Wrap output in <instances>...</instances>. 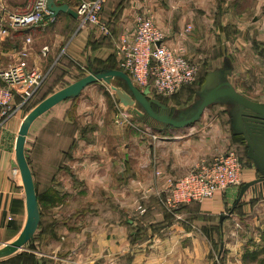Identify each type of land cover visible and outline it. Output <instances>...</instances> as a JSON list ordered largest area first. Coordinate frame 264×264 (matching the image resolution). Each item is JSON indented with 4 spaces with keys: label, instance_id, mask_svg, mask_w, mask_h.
I'll use <instances>...</instances> for the list:
<instances>
[{
    "label": "crops",
    "instance_id": "0c3cea01",
    "mask_svg": "<svg viewBox=\"0 0 264 264\" xmlns=\"http://www.w3.org/2000/svg\"><path fill=\"white\" fill-rule=\"evenodd\" d=\"M35 1L0 0V9L5 8L12 13L22 14L31 9ZM76 1L64 0L60 3L57 0V3L68 4L70 8L75 10ZM105 2L102 20L108 22L111 26L110 39L99 42L98 39L102 36L99 35L96 29L91 26L80 27L79 20L77 21V19L67 14H60L53 21L45 19L36 27L11 29V34L6 40L0 39V67L4 68L11 64L14 53L24 45L26 38L30 37L32 40L29 54L30 66L33 67L34 65L41 72L45 69L48 61L54 58H56L55 62L57 61L56 66L61 63L63 65L73 63L80 67V70H86L82 67V65H85L89 73L101 69L115 68L114 62H117V59L111 58V56L116 54L115 44L117 39L122 35L131 36L134 33L138 17L142 15L152 17L157 27L164 32L168 45L175 51L183 49L184 54L189 59V57H193L195 46L197 47V44L203 39V34L206 35V33L211 32L213 36L219 33L227 34L231 31L230 27L235 25L240 17L238 10L235 8L242 4V1L233 0H106ZM77 22L79 26L76 27L74 32L70 31V36H68L66 30L70 23L75 24ZM189 25L192 26L191 32L186 30ZM66 38L67 41L61 49ZM94 43L100 45L94 47L92 46ZM44 48H47V50L44 51ZM227 63L232 64L230 56H225L220 66L207 70L206 75L208 72L222 69ZM52 70L49 68L48 72L51 73ZM48 72L46 74H49ZM48 76L50 75H47V78ZM85 90L82 94L86 95L88 89ZM132 109L136 110L137 107L133 106ZM76 110L79 117V120L76 121L77 127L88 128V126H91V128H95L93 131L95 135H90L89 139L88 132H85L83 136H76L78 143L75 145V150L71 152L70 158H66L68 155L63 153L64 150L61 147L62 136L55 130L57 128L56 122L51 119L54 116L45 117L43 115L39 119L42 123L37 129L38 134L33 142L32 167L30 168L32 175L33 173L37 175L39 190L48 191L51 189L59 193H73L74 196L79 195L78 198H75L82 201L84 205L86 200H95L90 198L91 195L89 194L94 191L102 192L100 198L102 201L104 200L103 204L107 201V197L103 193L107 194L113 191L109 190L111 184L109 174L114 165L117 167V176L122 177L125 175L124 170L127 169L126 164L129 168H132L128 164L129 159L133 158L137 161L136 168L140 173L135 172V168L134 170L132 168V176H138L139 178L142 173L145 176L143 175L144 178L141 177L139 182L132 181L131 183L136 184V191L140 195L141 192L149 188H153V192H156V189L159 191L164 188L163 180H159L155 175L157 167L161 169L165 176L182 175L189 169L188 159L192 158L191 164L193 165V162L198 160L197 157L200 152L205 148L202 140H194L196 136L195 128L192 131H187V137L184 141L186 148L178 151L176 145L182 140L181 138L163 137L167 136L166 132H161L162 135H158V139H153L151 134L139 137L136 133L129 132L131 127L120 126L115 119H112V125L110 121H106L104 119L106 110H103L100 120H95L93 123L92 113H90L92 119L88 118V98L80 102ZM134 122L142 124L138 119H135ZM230 122L229 118L228 129L231 133L230 138H233L235 135ZM143 123L144 125H150L149 122ZM10 129L9 126V131ZM9 131L4 134L0 141V250L19 239L27 222L25 190L20 170L15 162V151L11 148L9 135L11 131ZM153 133L157 136L156 131H153ZM225 134L228 138V131H225ZM222 138H224V132H215L213 144H216ZM225 142L226 150L232 147L231 143L226 144ZM178 153H180V160H177ZM246 160L249 166L243 172L240 187L220 193L213 200L199 203L200 206L196 215L200 218H215L222 238L228 231L226 226L231 225L234 221L233 218H246L242 217L241 214H251L249 217L253 218L256 209L264 208V183L249 188L240 199L242 187L260 177L253 162L248 157H246ZM120 165H123L124 168ZM34 167H36L35 171ZM123 183H125L124 180H121V189L126 188ZM121 189L119 188L118 191ZM71 195L69 194V197L73 196ZM120 195L126 196L124 191ZM152 196H155V194H152ZM140 197L143 198L142 195ZM66 199L70 200V198ZM66 199L59 200L57 203H64V208H68L69 200ZM73 199L72 197V201ZM151 205L153 213L150 217L147 216L145 222H142L144 229L141 235L135 234L131 237L130 228L124 226L127 222V224H132L135 227L138 222H141L140 219L135 223L125 222L119 212L115 219L108 216L100 219L101 227L99 229L95 227L98 231L96 233L90 231V237L87 236L84 239V234L79 233L82 232V229L78 228L76 223H71V228L65 231L63 230L65 228L61 229L64 223L58 222L55 228L56 234L64 235L61 238L63 241L59 245L54 243L51 244L52 246L50 244L46 245V238L44 237L42 239L43 246L44 248L49 246L47 248L48 252L44 251V248L43 251H32L26 248L29 241L23 250L8 257H0V264H16L15 260L25 252H36L42 258L58 259L61 262L60 264H88V260L92 262L96 257H104L106 261L103 264H108L112 256L117 259L115 264H123L122 262L126 256L133 257L131 264H171L176 256L188 255L189 252L185 244L191 236L194 238L192 241L196 242V236L187 233L186 229L180 225L174 226L175 222H170L159 212H156L155 203H151ZM251 209L252 211H250ZM221 217H224L223 220H221ZM53 218L60 219L57 216ZM171 224L174 227H171ZM134 231H137V229ZM64 240L65 243H69L67 252L63 248L64 244L62 245ZM51 248L52 251H50ZM225 251L226 246L224 243V251L220 259L224 257ZM65 256L68 258H65ZM200 262L205 263L204 260ZM111 264L114 263L111 262ZM179 264H183L181 259ZM185 264H189L188 260Z\"/></svg>",
    "mask_w": 264,
    "mask_h": 264
},
{
    "label": "rangeland",
    "instance_id": "374dc122",
    "mask_svg": "<svg viewBox=\"0 0 264 264\" xmlns=\"http://www.w3.org/2000/svg\"><path fill=\"white\" fill-rule=\"evenodd\" d=\"M233 1H238V2L242 1V4H240L239 7L234 6L236 7L235 9L238 10L240 17L237 23L230 27L231 31L227 34L219 33L218 35L215 34L213 36L211 32L206 33V35L203 34V39L197 44V47L195 46L196 49L194 51L193 57L190 58L188 56L189 60L192 63L196 64L199 68L197 79L193 83V85H190L182 89L181 91L170 97H160L161 100L165 104H167L170 107V109H172L174 112L188 109L196 102V100L198 99L197 94L199 92L201 85L203 84L206 71L214 67L220 66L221 61L225 56H230L232 59V64H230L232 68V74L230 75L229 80L236 88V90L253 101L264 103V0H246V1L233 0ZM190 34L193 35L192 33ZM66 41L67 38L65 39L64 44H62L61 49L64 47ZM115 56L116 54L112 55L111 58L113 57L116 58ZM61 58L62 56L60 57V59ZM55 59L56 58L48 61V64H46L45 69L42 70L43 73L48 72L49 68L54 69V67L57 65V61L55 62ZM82 67L86 68V70L83 71L84 74H81L75 69L70 70L69 66L65 67L63 71L70 70V75H84V76L88 75L89 72L87 71V67L85 65L84 66L82 65ZM33 68H35L34 65ZM115 68H118V65L115 66ZM48 73H49L48 75L51 74L50 72ZM66 78L68 80L69 85L75 82L73 80V77L72 78L66 77ZM65 87L62 88L54 87V85H52V80L45 81V83L42 85V87L39 90L38 93L39 95L36 98H33L31 102L30 100L27 101L24 104L23 109L17 114V116L13 117L8 122L4 134H6L9 131V126H10L11 132L9 131L10 132L9 135L12 146L11 148H13L14 151H15V144L20 129V125L23 119L37 106V103L39 102V98L41 96L43 97L49 95L51 92L54 91H55L54 93H56L57 91ZM87 89L88 92H86V95L82 94L80 97L76 98L75 101L72 102L71 104L72 106H70V108L66 110L67 116L65 117L69 121V123L66 124V126L62 125L64 127L62 131L64 132L61 138V145L62 144L67 145V143L68 144L72 143L73 138L70 137L71 135L70 131L72 130L74 132L72 126L76 125V121L79 120L76 108L79 105V103L84 101L86 98H88V118H90V113H92L91 116L93 115L94 117V120L92 121L93 123L95 122V120H100V117L103 115V110L104 111L106 110V112L104 113V119L106 121H110L111 125H112L111 123L112 119L117 120L121 118L122 117L121 114H123L127 118V119L125 118L126 121L133 122L132 125H134V127H132L129 124H125L124 126V127H131L129 128L130 133L132 134L136 133L137 136L143 137L148 134L153 135L154 134L153 131H156L157 136L162 135L160 132H158L159 124L150 122L149 123L150 125H144V123L142 122L141 124L142 126H141L140 124L134 122L135 119L137 118L136 116H134V114L131 113L132 107H130L127 104V102L124 100L123 95L125 94L127 95V93H126V88L122 82L118 80H111L110 82L93 84L89 86ZM64 111L65 110H63L61 114H63ZM59 114H60V110L58 108L57 110L51 112L50 115L57 116ZM39 119L35 121L36 124H34L35 125L34 127L32 125L31 127V129L33 128L32 132L30 129L29 132L30 145L33 144V142L36 140L35 136L37 135L36 134L37 129L42 123ZM90 119H92V117ZM228 122H229V115L227 108L216 105L210 107L205 112L203 118L193 127L177 130V131L169 130L165 133L167 134V136H163V137L173 136V137L181 138L182 140L178 142V145H176V148L178 149V151H180V149L186 148L184 146V141L187 137L186 134L187 131H192V129L195 128L196 136L194 137V140L195 141L202 140L205 144V148L200 152V155L197 157L198 159L197 161L205 158L211 161L215 157L219 156L222 152H225L226 148L224 146V142L226 141L225 142L226 144L227 143L232 144V147L229 148H233V150L236 151L237 155L241 158L244 164V168H246L249 166V163L245 158V154H246L245 147L244 145L241 144H235L234 139L230 138L231 133L229 132L228 129V125H229ZM59 128L60 127H57L55 128V130H58ZM80 129H82V131L84 130V132L85 130L86 132H88V128L82 127ZM218 131L224 132V138H222V140H218L216 144H213L214 133ZM225 131H228V135H229L228 138L226 137ZM87 134H88V139L91 137L90 135H95L94 132H91V134L90 133ZM81 135L83 136V134ZM73 143L74 144H73L72 152H74L76 147L75 145L76 143H78V141L75 140L73 141ZM194 150L196 151L195 148ZM171 154L173 155V152ZM177 160H180V153H178ZM191 160L192 158L188 159L189 169L186 170L185 173H187L191 169V167L195 165V163L197 162L194 161L192 165ZM128 164H130V167H132L133 170L135 168V172L137 171L138 173H140L136 168L137 161L135 159L130 158ZM126 166L127 169L124 170L125 175L122 177L117 176L118 172H117V167H115V165L111 169V171L109 170L110 171L109 179L111 183L109 190H113L112 193L114 194L110 192H108L107 194L103 193L105 197H107V201L104 204H103L104 200L102 201L100 198V196H102V192L100 191H96V192L94 191L89 193L91 195L90 198H94L95 200L94 201L86 200V204H88L87 206L86 204L84 205L82 201L76 199L78 198L79 195L74 196L73 193L65 192L64 193L66 194L65 198H70V200L66 199L69 200V207L64 208L65 207L64 203L59 204L56 201H54L53 204L49 205L46 208L45 217H47L48 219L49 218L52 219L53 217L56 216L58 218L62 217L63 218L62 221H64L63 222L64 225L61 226V229L65 228L63 229L65 231L71 228L70 227L71 223H76L78 225V228L80 227V229H82V232L79 233L84 234L83 239L86 238L87 236L90 237V231H93L92 233L94 232L96 233L98 231V229L101 227V223H99V221L104 216L106 217L108 216L111 219H115L117 217V213L119 212V215H122L125 222L126 221L135 222L140 212L142 210H145L143 205H141L142 198L140 196L142 195L143 199H147L145 197L147 193L146 190L144 189L145 191L141 192L139 195L135 188L136 184H132L131 182L132 181L139 182V179L141 180V177L143 179L145 174L144 173L140 174L139 178L138 176L133 177L131 174L132 168H129L127 164ZM120 167L124 168L123 165H120ZM35 170L36 167H34V171ZM185 173H183L182 175H175V174L173 175L176 177H180L183 176ZM121 180H124L125 183L123 184L126 188L121 189L122 187L120 186ZM118 186L121 189L120 191H118L119 190V188H117ZM122 191H124V194L126 196L123 197L122 195H120ZM69 194L73 195V196L71 195L74 198L73 201H72V197H69ZM139 198L141 199L139 200ZM137 200L139 201L137 202ZM255 202L257 203V201ZM120 203L123 204L121 205ZM252 209L250 211H252ZM170 213L174 217V221H173V223L175 222L174 226L180 225L184 229H186L187 233L191 235L195 234L196 236L195 237L196 242L192 241L194 240V238H192L191 236L189 237V241H187L185 244L186 249L189 252L188 255H185L183 257L176 256L175 257L176 259L173 260V263L171 264H179L180 259L182 260L183 264H185L187 260L189 264H202L200 261L203 260L205 261V263L203 264H213V262L216 259L218 260L220 241H223L225 243L226 251L224 253V257L222 259H219L217 264H264V208H259L258 210L256 209L255 212L253 213L254 215L253 218L249 217L251 216V214L250 215L247 214L248 217L247 215L241 214L242 217H246L242 219L241 218L237 219V217L233 218L234 221L231 223V225L226 226V230L228 231H226L225 236H223V239H221V236L219 234V230L216 225L215 218L211 219V218L194 217L192 219H188V218L186 219L184 215H182L180 212L178 213L175 211ZM102 226L105 227L104 225ZM124 226L129 227V224H127L126 222ZM174 226L173 224H171V227ZM95 227H98V229L96 230ZM63 237H64L63 234L62 235L56 234V230L55 232L51 231L45 237L46 245L47 244L51 245L53 243L59 245L60 242L63 241L61 239ZM62 245L64 250L67 252L69 243L68 242L65 243L64 240V243H62ZM48 247L49 246L45 247L44 251L48 252L47 249ZM52 250L53 249L51 248L50 251ZM30 254H32L33 256L31 255L28 256H31L32 258L35 257L36 259L37 257L38 264L61 263L58 261V259L54 260L48 257L45 258L39 257L36 252H32ZM28 256L24 258L23 264H26V261L28 263H31L29 260L30 258H28ZM67 256H65V258H68ZM132 259H133L132 256H126L122 263L131 264ZM116 260H117L116 257L112 256V259L109 261L110 263L108 264H111V262L115 264ZM104 261H106L104 257H96L93 259L92 262L91 260H88V264H103Z\"/></svg>",
    "mask_w": 264,
    "mask_h": 264
},
{
    "label": "built area",
    "instance_id": "2783aa9c",
    "mask_svg": "<svg viewBox=\"0 0 264 264\" xmlns=\"http://www.w3.org/2000/svg\"><path fill=\"white\" fill-rule=\"evenodd\" d=\"M106 0H77L75 11L80 27L91 26L101 36H110L107 24L101 18ZM45 19L54 17L47 7V0H36L31 9L22 13H10L0 9V39L6 40L11 29L39 26ZM192 31V26L187 27ZM32 40L26 38L24 45L14 53L13 61L7 67H0V141L8 122L16 117L24 104L39 90L47 78L46 73L29 65ZM47 48H44V51ZM117 65L130 76L141 91L148 90V96L170 97L184 86L193 84L199 68L184 54L183 49L171 48L162 32L150 16L138 17L134 33L120 36L115 44ZM117 124L124 126L133 122L126 121L121 114ZM127 119V118H126ZM139 126V125H138ZM153 139L158 136L151 135ZM244 164L233 148L227 149L211 161L201 159L183 176L164 175L159 167L155 175L163 180L164 188L153 192L146 190V198L155 194L164 196V205L170 212L178 210L181 204L203 203L215 199L220 193L242 185ZM142 210L140 213H144Z\"/></svg>",
    "mask_w": 264,
    "mask_h": 264
},
{
    "label": "water",
    "instance_id": "95a60500",
    "mask_svg": "<svg viewBox=\"0 0 264 264\" xmlns=\"http://www.w3.org/2000/svg\"><path fill=\"white\" fill-rule=\"evenodd\" d=\"M47 7L54 18L60 14H67L78 20L76 11L68 4H58L57 0H47ZM231 74L232 68L228 63L222 69L208 72L197 94L196 102L188 109L178 112H174L159 100L150 98L148 90L138 89L130 76L119 68L91 72L43 100L23 119L15 144V162L21 173L26 196L27 222L19 239L0 250V257H8L23 250L29 241L34 240L41 221L35 182L26 157V143L32 125L58 104L80 97L86 88L96 83L111 80L122 82L127 93L123 95L124 100L130 107H137L136 110L132 109L131 113L140 122L159 124L158 132L160 133L193 127L210 107L215 105L226 107L234 135L243 139L247 148V157L260 174L259 179L242 187L240 199L249 188L264 183V103L253 101L238 92L229 80ZM223 218L221 217V220ZM223 251L224 244L221 245L218 260Z\"/></svg>",
    "mask_w": 264,
    "mask_h": 264
},
{
    "label": "trees",
    "instance_id": "16d2710c",
    "mask_svg": "<svg viewBox=\"0 0 264 264\" xmlns=\"http://www.w3.org/2000/svg\"><path fill=\"white\" fill-rule=\"evenodd\" d=\"M63 1L64 0H58V2H60V3L63 2ZM105 3H104V5H105ZM103 9H104V6H103ZM103 9H102V12H101V18H102ZM78 22L75 23V24L74 23L73 24L70 23L68 29L66 30L68 36H70L69 35V32L70 31L71 32H74V30L76 29V27L79 26L78 25ZM105 23L107 24L108 28L110 29V32H112V29H111L110 24L108 22H105ZM70 34H72V33H70ZM110 37L111 36H102L98 40H99V42H101L102 40L106 41V40L110 39ZM96 45H100V44L94 43L92 46L95 47ZM59 65H62V66H59ZM59 65L54 67V69L52 70L50 76H48V78H46V80H45V81L52 80V85H54V87H60V88H62V87L68 86L69 83H68V80H67L66 77H69V78L70 77L71 78L73 77V80L76 81V80H79L80 78H82V76H84V75H70V70H73V69H75L76 71L80 72L81 74H84V72H83L84 70H82V69L80 70V67L76 66L73 63L72 64H64V65L61 63ZM67 66L70 67L69 68L70 70L69 71H63V69L65 67H67ZM114 66H117V62H114ZM87 71H88V68H87ZM205 77H206V75H205ZM205 77H204L203 83L205 81ZM45 81H44V83H45ZM191 85H193V84H191ZM202 85H201V87H202ZM188 86H190V85L184 86L182 89H184V88H186ZM201 87H200L199 91L201 90ZM40 88H39V90H40ZM39 90L31 97L30 102H31V100L33 98H36L39 95L38 94L39 93ZM54 92H51L49 95H46V96H43V97L41 96L39 98V102L37 103V105L40 102H42L44 99H46L48 96H50L51 94H53ZM160 97L161 96L154 95L153 98L159 100L164 105L168 106L167 104H165L161 100ZM74 101H75V99L65 100L64 102H62L59 105H57L56 107H54L47 114H45V117H49V116L52 117V115H50L51 112H53V111H55V110H57L59 108L60 114L57 115V116H54L51 119H54V121L56 122L57 127H60L57 131L61 134V136H63V132H64V131H62V129L64 128L62 125L66 126V124L69 123V121L65 117V116H67L66 110H68L70 108V106H72L71 104ZM63 110H65L64 113H63L64 115L61 114V112ZM34 124H36V123H34ZM34 124H33V127L35 126ZM76 127H77V124L74 125V126H72V129L74 130V132L72 130L70 131L71 132L70 137L73 138V141L76 140V136H78V135L80 136L81 134L84 135V133L86 132V130L84 132V130L82 131V129H80L79 127H77V129H76ZM32 130H33V128L31 129V132H32ZM92 130L94 131L95 128H91V126H88V133L91 134V132H93ZM36 134H38V133H36ZM233 138H234V141H236L235 143H239L241 145H244V147H245V143H244V141H243L242 138H240L238 136H233ZM73 141H72L71 144L70 143L69 144L67 143V145H65V144L63 145L62 144V146H61L63 148V150H64V152L63 151L62 152L68 155V157H66V158H70V154L72 152V148H73V144H74ZM33 147H34V143L30 145V139H29V136H28L27 143H26V157H27V160L29 162L30 167H32L31 166V153H33L32 152V148ZM245 153H246L245 154V158H246L247 157V148L246 147H245ZM240 160H241V158H240ZM33 176H34V180H35V184H36L35 186H36V193H37V196H38V202H39L40 209H41V221H40V224H39V228H38V230H37V232H36V234L34 236V241L33 242L30 241L27 244V247L26 248H28L29 250H32V251H42L43 248H44L42 239L44 237H46V235L49 234L51 231L53 232L55 230L58 222H64V221H62L63 218H61V217H59L60 219H54V218H52V219L49 218L48 219L47 217H45L46 216L45 215V210H46V208L49 205L53 204L54 201L58 202L59 200L66 199L65 198L66 197V194L59 193V192H54L51 189L48 190V191L39 190V186L37 185V175L35 173H33ZM163 201H164V196L163 195L161 197L150 196L147 199H143V198L141 199V205H143V207L145 209V212L142 213V214L140 213L138 215V217L136 218V221L135 222H138L139 219L141 221V222H138V224H136V226H135L136 228L133 227L132 224L129 225V228H130L129 230L131 232V237H133L135 234L136 235L143 234V229H144L143 227L144 226H143V223L142 222L143 221L145 222V220H147V216L150 217V215L153 213V211L151 210V206H152L151 203H155L156 208H157L156 209V212H159L161 215H163L165 218H167L170 222H173L174 221L173 215L170 213L169 210H167L165 208V205H164V202ZM199 206H200V204L197 203V202H192V203H189V204H181L176 212H178V213L180 212L181 214H183L186 219L187 218L188 219H192L194 217H198L196 214H197V210H198V207ZM58 220H60V221H58ZM136 229H137V231H134ZM219 233H220V231H219ZM221 239H223L222 238V234H221ZM222 244H224V242L223 241H220V243H219V252L221 250V245ZM28 255L33 256L32 254H30L28 252L22 253L20 255V257H18L15 260V263L16 264H23L24 258L27 257ZM31 256H28V258H30L29 260H30L31 263H28L26 261V264H32V263H35L36 264L37 257L35 259V257L32 258ZM217 263H218V260L216 259L213 262V264H217ZM37 264H38V262H37Z\"/></svg>",
    "mask_w": 264,
    "mask_h": 264
}]
</instances>
